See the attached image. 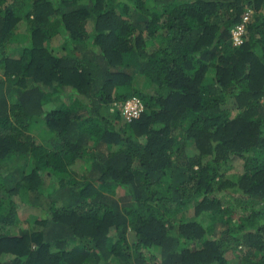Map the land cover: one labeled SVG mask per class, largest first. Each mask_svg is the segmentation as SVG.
Wrapping results in <instances>:
<instances>
[{
	"label": "trees",
	"instance_id": "trees-1",
	"mask_svg": "<svg viewBox=\"0 0 264 264\" xmlns=\"http://www.w3.org/2000/svg\"><path fill=\"white\" fill-rule=\"evenodd\" d=\"M0 264H264V0H0Z\"/></svg>",
	"mask_w": 264,
	"mask_h": 264
},
{
	"label": "built area",
	"instance_id": "built-area-1",
	"mask_svg": "<svg viewBox=\"0 0 264 264\" xmlns=\"http://www.w3.org/2000/svg\"><path fill=\"white\" fill-rule=\"evenodd\" d=\"M243 33V27H237L235 35H234V41L237 44H241L242 38L239 36ZM113 108L119 109L126 121L132 122L133 120L139 119L142 113L144 112V104L142 101L138 98H132L124 103H115Z\"/></svg>",
	"mask_w": 264,
	"mask_h": 264
},
{
	"label": "rangeland",
	"instance_id": "rangeland-1",
	"mask_svg": "<svg viewBox=\"0 0 264 264\" xmlns=\"http://www.w3.org/2000/svg\"><path fill=\"white\" fill-rule=\"evenodd\" d=\"M245 22H247V19H245ZM235 32H236V30L233 31V34H234V35H235ZM240 37H241V35L238 37L239 40H240ZM115 110H117V108H113V109H112V111H115ZM42 134H43V133H42ZM42 134H40L39 137H41ZM238 168H239V167H238ZM238 168H237V169H238ZM15 201H16L17 204L19 205V207H18V211H19V213H20V214L27 215V219H31V218H33L34 216H39L38 214H35V212H34L33 210H31L28 206L22 204L21 201H20V199L16 198ZM28 216H29V218H28ZM27 219H26L25 221H27ZM22 220H23V218H22ZM27 223H28V221H27Z\"/></svg>",
	"mask_w": 264,
	"mask_h": 264
},
{
	"label": "clouds",
	"instance_id": "clouds-1",
	"mask_svg": "<svg viewBox=\"0 0 264 264\" xmlns=\"http://www.w3.org/2000/svg\"><path fill=\"white\" fill-rule=\"evenodd\" d=\"M243 34V33H242ZM241 38H242V35H241ZM233 40H234V37H233ZM130 100V99H129Z\"/></svg>",
	"mask_w": 264,
	"mask_h": 264
}]
</instances>
